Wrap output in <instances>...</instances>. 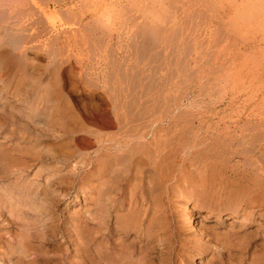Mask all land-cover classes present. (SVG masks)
I'll return each mask as SVG.
<instances>
[{
    "label": "rangeland",
    "instance_id": "obj_1",
    "mask_svg": "<svg viewBox=\"0 0 264 264\" xmlns=\"http://www.w3.org/2000/svg\"><path fill=\"white\" fill-rule=\"evenodd\" d=\"M0 3V264H264V0Z\"/></svg>",
    "mask_w": 264,
    "mask_h": 264
},
{
    "label": "bare ground",
    "instance_id": "obj_2",
    "mask_svg": "<svg viewBox=\"0 0 264 264\" xmlns=\"http://www.w3.org/2000/svg\"><path fill=\"white\" fill-rule=\"evenodd\" d=\"M39 1V0H38ZM134 2H136V1H134ZM0 4H2V3H0ZM45 4V3H44ZM110 4V3H109ZM80 5V4H79ZM3 6V5H2ZM2 6L0 5V19L4 16V12L1 10L2 9ZM45 6V5H44ZM245 8V7H244ZM45 9V8H44ZM247 10V9H246ZM71 11V10H70ZM73 13H75V11H72ZM62 13V12H61ZM45 14V13H44ZM70 15H71V13H69ZM40 15V14H39ZM114 15V14H113ZM73 16V15H72ZM71 16V17H72ZM107 16H109V15H107ZM47 18V17H46ZM69 18V17H68ZM3 19V18H2ZM107 19H108V17H107ZM37 20V19H36ZM39 20V19H38ZM160 20V19H159ZM31 23V22H30ZM55 26V25H54ZM153 32V31H152ZM58 40H56V42H57ZM55 43V42H54ZM57 44V43H56ZM66 46V45H65ZM21 47V46H20ZM67 47V46H66ZM60 52H61V50H60ZM38 117H40V116H38ZM62 118V117H61ZM21 120V119H20ZM46 120V119H45ZM48 120H49V118H48ZM39 121H40V119H39ZM51 121V120H50ZM261 125V124H260ZM34 128V127H33ZM43 137V136H42ZM137 138V137H136ZM139 138H141V137H139ZM146 138V137H145ZM98 139V138H97ZM144 139V138H143ZM19 142V141H18ZM98 145H100L99 147H97L98 149H99V152L98 153H100V156H101V149L103 148V140H102V137L101 138H99L98 139ZM106 142V141H105ZM20 145L22 146V143H20ZM106 145V144H105ZM108 145H106V147H107ZM153 146V145H152ZM20 147V146H19ZM23 148H24V146H22ZM7 148V147H6ZM17 147H15V149H16ZM26 148V147H25ZM43 148V147H42ZM41 148V149H42ZM147 148V147H146ZM145 147H144V149H146ZM39 149V148H38ZM37 149V150H38ZM157 149V148H156ZM18 150V148L16 149V151ZM23 149L21 148V150H20V148H19V152H23L22 151ZM16 151L14 152V154L16 153ZM26 151V150H25ZM106 151H108V150H106ZM133 151V150H132ZM135 151L136 150H134V153H135ZM145 151V150H144ZM143 151V152H144ZM155 151V150H154ZM32 152V151H31ZM39 152V151H38ZM146 152V151H145ZM144 152V153H145ZM157 152V151H156ZM143 154V153H142ZM19 155V154H18ZM23 156V155H22ZM99 156V157H100ZM18 157H20V155L18 156ZM16 158V157H15ZM25 158V157H24ZM102 158V157H101ZM100 158V159H101ZM19 159V158H18ZM130 159V158H129ZM20 160V159H19ZM22 160V159H21ZM99 160V159H98ZM137 160V159H136ZM155 160V159H154ZM134 161V160H133ZM153 161V160H152ZM24 162V161H23ZM98 162V161H97ZM150 162V161H149ZM154 162V161H153ZM9 163V162H8ZM20 163V162H19ZM127 163V162H126ZM134 163V162H133ZM141 163V162H140ZM21 164V163H20ZM20 164H18V166L20 165ZM27 164H28V162H27ZM195 164V163H194ZM9 165V164H8ZM26 165V163L24 164V166ZM30 165V164H29ZM97 165H98V169H97V172H96V177H97V179H98V184L96 183V185H98V187L100 188V189H104L103 188V183H105L106 182V177H108V176H104V172H105V174L107 173V171H109V170H107L106 168V170L104 171V168H103V164L101 163V162H99V163H97ZM97 165L95 166V168L97 167ZM135 165V164H134ZM106 166V165H105ZM148 166H150L149 164H148ZM15 167V166H14ZM28 168V167H27ZM127 168V167H126ZM138 168V167H137ZM109 169V168H108ZM139 169V168H138ZM133 170V169H132ZM112 171V170H111ZM138 171V170H137ZM110 172V171H109ZM94 173V172H93ZM137 173V172H136ZM135 173V174H136ZM95 174V173H94ZM127 174V173H126ZM134 173H133V175H135ZM141 174H142V172H141ZM144 174V173H143ZM107 175H109V174H107ZM179 176V175H178ZM129 177V176H128ZM133 177V176H132ZM142 177V176H141ZM108 178H110V177H108ZM136 178V177H135ZM104 179V180H103ZM111 179V178H110ZM114 179V178H113ZM126 179V178H125ZM130 179V178H129ZM144 179V178H143ZM4 181V180H3ZM215 181V180H214ZM130 182V181H129ZM132 182V181H131ZM143 182V181H142ZM127 184V183H126ZM124 185V184H123ZM106 186V185H105ZM141 186V185H140ZM130 188V187H129ZM39 189V188H38ZM132 189V188H131ZM143 189V188H142ZM179 190V189H178ZM27 191V190H26ZM101 191V190H100ZM135 191V190H134ZM62 193V192H61ZM101 193V192H100ZM131 193V192H130ZM133 193V192H132ZM135 194V193H134ZM102 194H100V196H101ZM99 196V195H98ZM11 204V203H10ZM120 211V210H119ZM194 211V210H193ZM153 212V211H152ZM246 212V211H245ZM221 216V215H220ZM235 218V217H234ZM186 222L188 223V224H191V223H194L195 222V220H194V215H193V212H192V210H188V212H187V218H186ZM8 224V223H7ZM42 226V225H41ZM194 226V225H193ZM234 228V227H233ZM48 234V233H47ZM124 238V237H123ZM17 245V244H16ZM132 247V246H131Z\"/></svg>",
    "mask_w": 264,
    "mask_h": 264
}]
</instances>
